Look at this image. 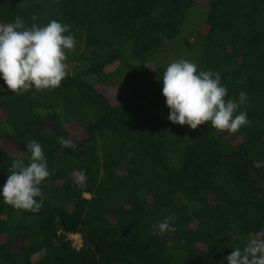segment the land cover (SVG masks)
<instances>
[{"label":"trees","instance_id":"obj_1","mask_svg":"<svg viewBox=\"0 0 264 264\" xmlns=\"http://www.w3.org/2000/svg\"><path fill=\"white\" fill-rule=\"evenodd\" d=\"M17 16L67 24L77 43L54 90L17 95L0 79V187L31 140L50 172L38 213L0 201V264H227L256 238L264 0H0V24ZM179 59L219 72L226 100L245 92L250 124L230 134L170 122L163 74Z\"/></svg>","mask_w":264,"mask_h":264},{"label":"clouds","instance_id":"obj_2","mask_svg":"<svg viewBox=\"0 0 264 264\" xmlns=\"http://www.w3.org/2000/svg\"><path fill=\"white\" fill-rule=\"evenodd\" d=\"M33 16L29 27L17 16L13 22L0 24V79L7 90L22 94L30 90H54L68 75L67 54L75 49L76 37L70 26L58 20L38 26ZM5 91L0 86V92ZM162 94L169 108L168 119L173 124L190 129L210 124L220 132L237 133L250 124L247 113L240 111L247 94L239 100L228 99L221 74L203 71L187 59L171 62L163 74ZM63 147L75 144L59 138ZM25 157L13 160L7 180L0 187V201L18 210L38 213L42 201V185L49 177L48 162L41 144L31 140L25 144ZM172 216L159 223V232L170 228ZM69 236V234H68ZM227 264H264V229L256 233L243 249L235 248L226 258Z\"/></svg>","mask_w":264,"mask_h":264},{"label":"built area","instance_id":"obj_3","mask_svg":"<svg viewBox=\"0 0 264 264\" xmlns=\"http://www.w3.org/2000/svg\"><path fill=\"white\" fill-rule=\"evenodd\" d=\"M70 239L74 241V244L80 246L82 244V237L80 234H69Z\"/></svg>","mask_w":264,"mask_h":264},{"label":"rangeland","instance_id":"obj_4","mask_svg":"<svg viewBox=\"0 0 264 264\" xmlns=\"http://www.w3.org/2000/svg\"><path fill=\"white\" fill-rule=\"evenodd\" d=\"M116 93H117L116 97H117V98H120V95H121V92H120V90H117V92H116Z\"/></svg>","mask_w":264,"mask_h":264}]
</instances>
